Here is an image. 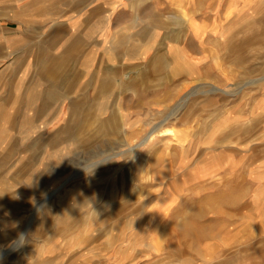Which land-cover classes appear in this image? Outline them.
<instances>
[{"label":"rangeland","instance_id":"374dc122","mask_svg":"<svg viewBox=\"0 0 264 264\" xmlns=\"http://www.w3.org/2000/svg\"><path fill=\"white\" fill-rule=\"evenodd\" d=\"M0 264H264V0H0Z\"/></svg>","mask_w":264,"mask_h":264},{"label":"crops","instance_id":"0c3cea01","mask_svg":"<svg viewBox=\"0 0 264 264\" xmlns=\"http://www.w3.org/2000/svg\"><path fill=\"white\" fill-rule=\"evenodd\" d=\"M77 21H78V19H77ZM180 48H181V50L179 53H177V56L181 55V59L186 60V61H190V63H192L193 61H196L195 65L193 67H189V68L188 67H179L184 72L182 74L183 76L192 77L197 73L198 58H200V57L197 56L196 54L194 56V53H188L184 49L185 47H180ZM179 60L180 59L177 58L178 62H179Z\"/></svg>","mask_w":264,"mask_h":264},{"label":"bare ground","instance_id":"6f19581e","mask_svg":"<svg viewBox=\"0 0 264 264\" xmlns=\"http://www.w3.org/2000/svg\"><path fill=\"white\" fill-rule=\"evenodd\" d=\"M183 17H184V19H185V16H183ZM167 130H168V129L166 128L164 131H166V132H167ZM162 131H163V129H162ZM169 131H170V130H169ZM164 133H165V132H164ZM171 133H172V132H171Z\"/></svg>","mask_w":264,"mask_h":264},{"label":"clouds","instance_id":"9594fccd","mask_svg":"<svg viewBox=\"0 0 264 264\" xmlns=\"http://www.w3.org/2000/svg\"><path fill=\"white\" fill-rule=\"evenodd\" d=\"M23 237V234H21V238Z\"/></svg>","mask_w":264,"mask_h":264}]
</instances>
